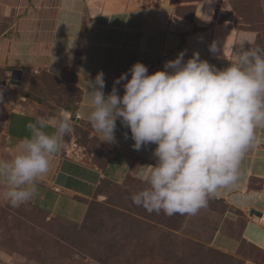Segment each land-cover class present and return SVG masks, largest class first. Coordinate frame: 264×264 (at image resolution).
Returning <instances> with one entry per match:
<instances>
[{
	"label": "crops",
	"instance_id": "0c3cea01",
	"mask_svg": "<svg viewBox=\"0 0 264 264\" xmlns=\"http://www.w3.org/2000/svg\"><path fill=\"white\" fill-rule=\"evenodd\" d=\"M183 5L193 7L191 19L175 12V8L181 9ZM227 5L224 0H175L173 4L170 0H0V19L7 15L5 26H0V35L5 38L1 43L5 45L1 49L5 52L1 72L17 69L13 72L17 85L11 84L14 86L11 90L21 96L16 102L11 101V111L0 119V159H11L17 153L20 141L30 135L26 127L29 122H35L37 117L50 119L60 111L68 115L78 114L79 118H71V123L86 127L88 137L101 141L100 134L88 121L91 111L89 83L94 85L99 72L104 74L105 95L115 86L122 96L126 81L119 85L114 81L136 62L143 63L152 74L164 70L167 61L183 52L184 61L199 53L202 60L216 68L227 67L233 59L232 52L240 50L239 43L245 41L243 46L248 48L254 39L253 32L235 26ZM84 25L80 62L72 82L79 91L74 112L60 107L58 110L50 108L43 99L30 98L27 90L30 76L35 72L44 71L56 80L65 81V71L74 61ZM213 43L216 52L210 51ZM14 48L18 50V56L29 57L26 64L21 58L7 63ZM24 76V89L18 92ZM3 84L2 81L4 89L6 84ZM46 131L53 129L50 127ZM256 135L260 142L243 158L237 185L222 189L216 198L243 218L248 212L246 223L261 225L264 221H258L259 215L249 213L250 209L264 212V127L257 128ZM74 138L71 135L69 139L72 142ZM103 143L106 146L104 155L101 154L104 150L102 143L93 145L91 153L84 151L86 147L75 150V153H72L73 148L64 153L65 147H62L51 157L50 170L37 183V193L30 203L33 206L43 203L51 193L55 199L46 208L48 216L54 217L63 196L71 199L72 205L81 204L84 214L101 180L120 183L136 169V163L149 166L156 163L153 156L156 145L134 150L130 129L122 126L120 119L116 121L115 142ZM102 156H105L104 160H101ZM5 191L6 181L0 178V199H4ZM220 231H215L211 242L236 254L241 239L226 234L217 242ZM228 243L232 244L231 249L226 248Z\"/></svg>",
	"mask_w": 264,
	"mask_h": 264
},
{
	"label": "clouds",
	"instance_id": "9594fccd",
	"mask_svg": "<svg viewBox=\"0 0 264 264\" xmlns=\"http://www.w3.org/2000/svg\"><path fill=\"white\" fill-rule=\"evenodd\" d=\"M260 4L264 7V0ZM244 42L223 69L199 53L184 61L181 52L152 74L136 62L114 81H126L122 96L115 86L105 95L103 72L94 85L89 83L88 121L102 142H115L120 119L130 129L134 150L156 145L155 165L140 174L147 187L131 197L136 206L149 213L195 216L222 189L237 185L241 162L260 142L257 128L264 127V48L248 41L250 47L244 48ZM210 51H217L215 43ZM26 127L30 135L20 141L17 153L0 159V178L7 187L3 196L12 207L34 198L51 157L74 130L64 111L50 119L37 117ZM50 127L53 131H46Z\"/></svg>",
	"mask_w": 264,
	"mask_h": 264
},
{
	"label": "rangeland",
	"instance_id": "374dc122",
	"mask_svg": "<svg viewBox=\"0 0 264 264\" xmlns=\"http://www.w3.org/2000/svg\"><path fill=\"white\" fill-rule=\"evenodd\" d=\"M224 1L228 3L226 8L233 16L235 26L253 32L254 46L264 48V7L260 0ZM10 17L11 14L8 15L9 22ZM6 22L7 15L0 19V26H5ZM85 27L81 30L75 56L81 51ZM4 40L0 35V90L3 81L6 87L2 93L10 102L15 97L18 101L21 96L11 90L14 87L11 84L17 85L13 71L1 72L5 53L1 50L5 45L1 43ZM13 50L7 63L21 58L26 64L29 57L18 56V50ZM77 67L71 65L66 69L64 82L44 71L33 73L27 94L36 100L43 99L50 108L72 107V101L79 94L72 84ZM25 78L22 77L18 92L24 89ZM8 85L10 89H7ZM72 126L73 132L64 137V153L72 148L75 153L84 147V151L91 153L93 145L102 143L101 154H105V144L88 137L86 127ZM71 135L75 137L72 142ZM106 156L109 157L108 152ZM104 159L102 156L101 160ZM135 165L136 169L120 183L101 180L84 214L81 204L72 205L71 199L63 196L54 217L48 216L46 208L55 199L51 193L45 202L34 206L27 202L12 207L5 199H0V264H264V224L246 223L248 212L243 218L216 197L195 216L149 213L136 206L131 197L147 187L140 174L147 172L149 165ZM236 215L238 217L233 220ZM217 229L221 230L216 236L217 242L226 234L241 239L236 254L211 242ZM225 246L232 248L229 243Z\"/></svg>",
	"mask_w": 264,
	"mask_h": 264
},
{
	"label": "trees",
	"instance_id": "16d2710c",
	"mask_svg": "<svg viewBox=\"0 0 264 264\" xmlns=\"http://www.w3.org/2000/svg\"><path fill=\"white\" fill-rule=\"evenodd\" d=\"M170 2L173 4L175 2V0H170ZM192 11H193V7L191 5H186V6L183 5V7H181V9L180 8H175V12L176 13H178V14H180L182 16L183 15L186 16L187 19H191ZM251 44H253V46H254V42H252ZM80 53H81V51L79 53H77V55L75 56L72 66L75 65L77 67V65L79 64ZM78 96H79V94L77 95V99L72 101V107H66L64 109L68 110L70 112H74L76 102L78 101ZM15 98H12L11 100L13 102H15L16 101ZM19 99H21V98H19Z\"/></svg>",
	"mask_w": 264,
	"mask_h": 264
},
{
	"label": "built area",
	"instance_id": "2783aa9c",
	"mask_svg": "<svg viewBox=\"0 0 264 264\" xmlns=\"http://www.w3.org/2000/svg\"><path fill=\"white\" fill-rule=\"evenodd\" d=\"M5 85V82L4 84ZM3 90H0V118H5V116L8 115V113L11 111L12 108V104L9 101V99L7 98V96H5V94L2 93ZM70 119L75 117V118H79L78 114H74V115H70L69 114ZM258 221H264V212L260 211V214L258 216Z\"/></svg>",
	"mask_w": 264,
	"mask_h": 264
},
{
	"label": "water",
	"instance_id": "95a60500",
	"mask_svg": "<svg viewBox=\"0 0 264 264\" xmlns=\"http://www.w3.org/2000/svg\"><path fill=\"white\" fill-rule=\"evenodd\" d=\"M13 72H15V70H13ZM249 213H250V215H252V214L259 215L260 214V212L255 210V209H250Z\"/></svg>",
	"mask_w": 264,
	"mask_h": 264
},
{
	"label": "bare ground",
	"instance_id": "6f19581e",
	"mask_svg": "<svg viewBox=\"0 0 264 264\" xmlns=\"http://www.w3.org/2000/svg\"><path fill=\"white\" fill-rule=\"evenodd\" d=\"M228 225V224H227Z\"/></svg>",
	"mask_w": 264,
	"mask_h": 264
}]
</instances>
